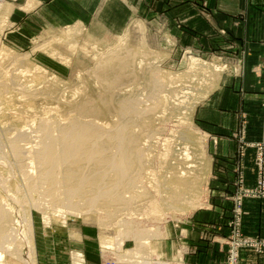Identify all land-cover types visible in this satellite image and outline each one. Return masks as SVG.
Returning a JSON list of instances; mask_svg holds the SVG:
<instances>
[{"label":"rangeland","instance_id":"1","mask_svg":"<svg viewBox=\"0 0 264 264\" xmlns=\"http://www.w3.org/2000/svg\"><path fill=\"white\" fill-rule=\"evenodd\" d=\"M24 1L0 0V83L8 88L7 95L0 99V200L14 208L12 220L16 229L21 230L20 236L29 228L31 237L33 236V250L30 253L31 249L28 248L27 252L24 250L19 255V238L17 240L15 237L17 242L14 241L13 250H17L18 255L7 250V246H1L4 258L0 264H28L27 258L34 259L38 264L35 241L44 231L59 243L63 264H105L112 259L131 257L137 251L142 252L140 255H150V264H173L177 257H166L162 251V243L171 241L172 229L187 220L205 218L212 210H215L218 216L221 215L222 219H226L225 222L215 224L214 230L223 231L228 228L230 232L244 231L245 216L249 209L247 202H264V165L259 177L254 147L264 142L249 143L244 138L240 139V158L243 157L244 150L246 153L249 148L255 149V185L249 187L246 184V174L240 167L239 171L235 172L234 187L225 191L221 197L222 193L215 191L214 187L224 177L218 173L217 168H213L211 138L206 129L198 123L197 111L207 102L209 96H216L224 84L235 85L236 80L242 78L248 85L251 80L261 79L256 62L263 63L264 59L251 54L252 49L260 47H246L245 53L237 56L235 51L239 48L225 43L229 40L234 42L241 36L236 31L228 33L224 25L220 24L224 20H218L220 15L213 12L205 0H125L127 8L118 5L117 11L126 13L128 20L124 28L115 32L107 28L93 29L82 23L58 26L51 22V15L48 13H43L38 23L27 21V13L22 10ZM214 1L216 6L222 0ZM245 2L247 7L264 8V0ZM190 5H196L200 14L201 24L197 27L188 22L194 15L189 16L183 10ZM247 17L246 14H240L234 18L238 19L236 23L245 21L247 24ZM207 24L213 28L210 25V28L206 27ZM68 27H78L79 35H72L73 32ZM245 27L247 30L249 25ZM121 37L124 41L119 45ZM243 37L245 41L263 39L264 31H257L252 36L245 33ZM123 56L130 59V64L123 65L124 69L106 75L98 72L102 62L108 59L116 61L118 57ZM192 58L201 60L200 64H193ZM214 63L221 65L223 69L214 73L212 69L204 66ZM153 73H158L162 82L159 109L154 113L147 112L145 119L133 127L137 137L141 139L143 148L147 149L146 165L155 171L153 179L159 183H155L157 187L148 185L147 190L141 194L140 189H136L138 194L135 193V196H140V199H136L142 202L150 196L159 195L157 202L161 204L160 207L139 206L136 208L138 215L129 221H134L135 228L150 230L148 234L145 232L146 236L142 235L140 239H136L113 220L115 215H111L114 214L111 210L118 211L119 208L117 213H122L124 200L110 208H106L105 203L100 201V207L93 211L84 209L83 204L79 211H71L56 206L57 203H43V196L40 198L41 194L37 195L40 192L31 191V187L27 186V179L36 177L39 173V168L33 161L32 150L34 152L37 148V142L42 136L36 132L40 120L47 118L60 121L78 117V106L82 105V101L92 92L100 97L134 98L140 102L142 108H148L152 106L149 101L151 89L145 79ZM140 74L143 76L141 80ZM213 74L217 76L214 79H218L217 88H213L208 82ZM210 87L214 91L207 96ZM116 102H110V107L115 108ZM90 105L98 112L108 107L107 103L102 102ZM120 118V115L113 114L107 123H98L111 129L113 124L120 122ZM59 121L57 122L61 123L60 125L66 123ZM24 132L29 137L27 141ZM15 134L25 137L21 138L20 145L27 142L22 147L28 148V155L21 161L15 159L10 148ZM165 150L174 151L176 156L185 152L192 156L190 160L193 164L190 165L196 171L194 173L202 175L196 185L201 192L196 204L174 205V208H171L173 205L160 196L159 191L164 186L161 176L165 174L160 171L159 156ZM28 162L31 163L30 166ZM187 162L183 157L182 168L187 166ZM32 164L35 166L32 167ZM205 166L207 168L204 173L202 169ZM25 173L30 174V177ZM147 178L148 176L144 179L146 183ZM20 188H24V192ZM38 198L42 201L40 206L33 204ZM107 222L110 223L107 225L109 228L103 225ZM8 235L11 236L10 233ZM228 237L223 241L224 247L218 250L219 254L225 255V259L217 264L227 262L228 247L225 241ZM103 241L108 243L104 244ZM141 241L146 243L140 244ZM127 250L132 251L129 253ZM31 260L28 262H32Z\"/></svg>","mask_w":264,"mask_h":264},{"label":"bare ground","instance_id":"2","mask_svg":"<svg viewBox=\"0 0 264 264\" xmlns=\"http://www.w3.org/2000/svg\"><path fill=\"white\" fill-rule=\"evenodd\" d=\"M36 6L37 2H30L27 3L24 9L27 11ZM68 28L73 32L72 35H79L80 29H78V27ZM123 41L124 39L121 37L118 44L121 45L122 43L120 44V42ZM191 62L196 65L197 62L200 64L199 62H201V60L192 58ZM126 64H130V59L127 56L118 57L116 61L108 59L99 65V71L98 69L97 71L106 75L115 70L124 69L122 67ZM204 66L212 69L214 73L223 69L221 65L216 63L209 64V66L206 64ZM216 77L215 74L212 76L210 75V79L208 80L213 88H217L218 79H214ZM98 79L97 81L100 83V80ZM139 79H143L141 74ZM160 79L158 73H153L149 78L145 79L148 81L149 88L151 89L149 101L152 102V106L148 108H146L147 106L142 108L140 102L134 98L121 99L119 97L113 98L111 96L100 97V95H96L95 92H92L82 101V105L78 106V111L80 112L78 117L61 119L60 121L57 119H41L39 122L40 126L38 125L39 127L36 132L41 133L42 136L40 138V134L38 135L40 141L38 140L39 142H37L38 145L36 144L37 148L34 152L31 149L34 157L33 161L36 164V167L39 168V173L38 175L36 174V177L32 176L31 178H28L29 185H27L28 183L26 185L31 187V191L40 192H37V195L41 194L40 198L43 196L42 198L45 199L43 200V203L44 201L50 204L57 203L56 206L71 211H79L82 206L81 204H83L84 209L93 211L100 207V201L105 203L106 208H110L114 207L119 201L124 200L123 204L125 207L122 209V213H117L119 212V208H117L118 211H116V209L111 210L114 214H111L108 210L109 214L115 215L113 217L114 219H112L116 221L117 225L125 228L127 234L133 235L136 239H140L142 235L143 237L146 236L150 230L144 231L142 230L143 228H135L136 225L133 223L134 221H132L134 224L132 225L130 220L132 217L134 218L135 215H138L136 208L139 206L145 205L152 207V205H159L160 207L161 203L157 202V196L159 195L146 198L145 200H147V202L145 200L142 202L137 201V199H140V196H135V193L138 194V191L135 190L140 189L139 193L141 194L143 191L147 190L148 185L151 184L154 185V187H157L155 186V183L158 184L159 182H155L153 179L155 171L149 169L147 167L148 165H146L145 160L147 149L145 150L143 148L141 139L137 137L133 126L140 120L145 119L144 115H146L147 112L149 113L151 111L154 113L159 109L160 98H162L160 97L161 95H159L162 87ZM100 84L102 85L103 82ZM1 85L2 84L0 83V99L8 93L7 86ZM213 88H211L210 91H207V96L214 91ZM3 99H5V97ZM114 101H117L116 107H110V105H112L110 102ZM94 102L107 103L108 107L102 112L95 111L96 108L90 105ZM82 110L85 111L82 112ZM113 114L122 117L120 118V122L113 124L111 129L99 125L98 121L107 123L108 119ZM57 121H66V123L60 125L61 123H58ZM24 134L26 136V132H24ZM16 136H18V139H16ZM16 136H13L16 140H10L12 141L10 148L15 159L21 161L28 155L26 152L28 148L26 149L22 146L27 143L26 141L29 137L26 136V143L22 141L23 143L20 145L21 138L24 139L25 137H23L22 134H17ZM35 146H32V148L34 149ZM173 152L174 151L165 150L159 156L160 171L165 174L161 176L164 186L159 191V194L173 205L171 208H174V205L196 204V201L201 194L196 185L202 175L200 176L199 174L198 176L194 173L196 171L190 165L193 164L190 160L192 157L190 153H180L179 156H176ZM183 157L188 162L187 166L182 168L181 163L183 162ZM30 165L31 163H29L28 166ZM33 166L35 165L32 164V167ZM206 168L207 166L202 169L204 173ZM33 173L31 175H33ZM26 176L30 177V174H27ZM146 176H148L146 180L147 183L144 181ZM156 176L160 175L156 174ZM1 180L3 179L1 178ZM5 181L3 182L5 183ZM23 189L24 188L21 190ZM29 194L31 195L30 191ZM38 199H36L33 204L40 206L42 201H40L41 199ZM2 202L3 201L0 200V261L4 258L1 251L2 247L7 246V250H11L14 254L18 255V253H16L17 250H13V246L15 245L14 241L17 242L18 238L17 245H20L21 248L19 255H21L24 250L27 252L28 248L31 249L30 253H32L33 236L31 237L32 234L28 230L29 228L24 230V234L21 233L22 235L20 236L19 233L21 230L16 229L12 220L14 208L9 207L7 203L3 204ZM165 204L167 205L168 203ZM153 209L157 210L156 207H153ZM108 216L109 215H107V217ZM109 224L110 223L107 222L103 225L107 226ZM107 227L109 228V226ZM9 233L11 236L8 235ZM9 236L10 238H8ZM146 240L147 238L144 241ZM103 242L104 244L108 243L106 241ZM142 242L143 241H141L140 244L146 243ZM127 251L131 253L132 250ZM139 253L142 252L137 251L134 252L131 257L126 259H115V261L124 264H150V259H152L150 258V255H140ZM29 260L31 259L27 258L28 264H36L34 259L31 260L32 262H28ZM107 262L108 261H106V263ZM156 263L158 264V262Z\"/></svg>","mask_w":264,"mask_h":264},{"label":"crops","instance_id":"3","mask_svg":"<svg viewBox=\"0 0 264 264\" xmlns=\"http://www.w3.org/2000/svg\"><path fill=\"white\" fill-rule=\"evenodd\" d=\"M205 1L210 4L213 12L220 15L218 20L220 21V18L224 20L220 24L224 25L228 33L236 31L241 36L234 42L229 40L225 43L240 49L235 51L237 56H242L246 47L255 46L260 48L252 49V56L259 55L264 59V38L245 41L243 37L245 33L252 36L257 31H264V8L247 7L245 0L234 2L222 0L216 6L214 0ZM30 2H37V6L26 11L24 7ZM118 5L127 8L125 0H25L22 10L27 13L26 20L30 22L38 23L43 13H48L51 15V22L58 26L82 23L93 29L107 28L115 32L124 28L128 20L126 13V15L118 13ZM183 10L189 16L194 15L188 21L189 24L194 23V27L201 24L196 5H190ZM240 14L248 16L247 24L245 21L236 23L238 19L234 17ZM209 25L206 27L210 28ZM246 25H249L247 30ZM256 63L261 79L255 77L258 81L251 80V84L248 85L242 78L240 80L238 78L235 85L224 84L221 91H218L216 96H209L207 102L197 111L198 123L206 129L211 138L213 168L214 170L217 168L218 173L224 177L214 187L215 191L222 193L221 197L225 191H230L234 187L235 172H238L240 167L246 174V184L249 187L255 185V149H247L245 155L240 158L239 143L241 138L249 143L264 142V62ZM247 204L249 209L245 216L244 233L264 237V202L252 200ZM225 220L212 210L205 218L196 217L179 223L172 229L171 241L162 243L163 253L166 257H177L173 264H217L224 261L225 255L219 254L218 250L224 247L223 241L231 232L228 228L218 231L213 227ZM35 242L38 264H63L60 245L49 233L44 231ZM241 264H264V255L244 251Z\"/></svg>","mask_w":264,"mask_h":264},{"label":"built area","instance_id":"4","mask_svg":"<svg viewBox=\"0 0 264 264\" xmlns=\"http://www.w3.org/2000/svg\"><path fill=\"white\" fill-rule=\"evenodd\" d=\"M256 148V166L258 167L259 177L261 168L264 165V143L254 145ZM245 150L243 151V155ZM227 250L226 264H241L242 254L244 251H253L258 255H264V237L247 235L244 231H232L225 241ZM106 264H124L116 262L115 259L108 261Z\"/></svg>","mask_w":264,"mask_h":264}]
</instances>
